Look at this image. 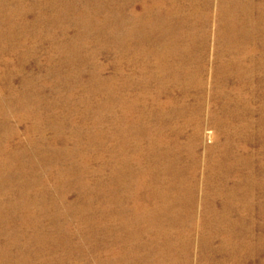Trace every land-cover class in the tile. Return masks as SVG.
Returning a JSON list of instances; mask_svg holds the SVG:
<instances>
[{"label":"bare ground","instance_id":"6f19581e","mask_svg":"<svg viewBox=\"0 0 264 264\" xmlns=\"http://www.w3.org/2000/svg\"><path fill=\"white\" fill-rule=\"evenodd\" d=\"M23 1L0 0V26L6 22L13 31L18 21L13 17L32 10L37 18L19 24L28 32L25 35L41 41L31 30L45 20L41 27L53 47L46 75L61 94L73 88L83 91L74 110L84 122L90 113L95 114L93 122L108 118L112 145L107 164L120 186L88 185L75 160L59 169L64 163H59L57 152L36 147L40 138L33 141L27 136L26 147L12 148L14 136L2 128L7 114L0 111V264H192L194 244L200 252L198 264H247L258 254L264 258V223L233 217L235 212L248 214L259 204L264 219V177L258 178L248 152L253 141H259L257 156L264 162V0H30L26 7ZM70 31H75L71 37ZM12 34L19 45L25 41ZM89 42L96 46L88 52ZM104 52L116 54L115 76L105 77L106 67L96 60ZM210 63L211 98L217 106L209 113L215 144L207 150L201 177L202 154L197 149L205 107L201 74ZM124 65L131 70L129 75L123 74ZM84 73L89 77L86 82ZM134 74L137 82H131ZM119 77L120 88L115 83ZM33 78L24 79L28 94L19 96L22 118L32 121L31 131L38 129L41 115L34 109L42 102ZM230 83L236 86L234 95L225 90ZM123 86L136 87L138 95L123 96ZM244 87L250 88L247 96L241 91ZM255 88L262 93L257 118L251 107ZM192 89L199 91L194 101ZM96 93L114 98L94 104L90 100ZM139 100L147 105L138 106ZM97 109L106 111V119L102 112L95 113ZM142 109L153 120L145 122L147 130L135 131L140 127L132 128L134 120L130 122L128 114L136 113L140 122L141 113L134 110ZM50 119L52 128L62 123ZM188 128L190 133L184 135ZM65 130L59 128L60 133ZM67 135L76 145L82 143L76 126L67 129ZM98 137L106 134L100 130L86 136L87 144ZM40 142L46 144L43 138ZM36 158L47 172L57 166L56 174L77 177L80 186L71 187L81 189L76 201L66 203L64 192L55 199L46 188L34 191L45 187ZM135 161L141 166L132 168ZM259 169L264 172V165ZM10 170L15 174L9 176ZM118 188L131 196L117 194ZM81 195L94 198L101 207L89 218L84 214L91 210L82 206ZM199 206L203 215L196 218ZM76 207V215L67 211ZM73 220L80 224L75 232L70 227Z\"/></svg>","mask_w":264,"mask_h":264},{"label":"rangeland","instance_id":"374dc122","mask_svg":"<svg viewBox=\"0 0 264 264\" xmlns=\"http://www.w3.org/2000/svg\"><path fill=\"white\" fill-rule=\"evenodd\" d=\"M72 1V0H68ZM28 2L30 0H24L22 3L23 7H26ZM13 4L11 3L10 6ZM20 5V7L22 8ZM51 16L50 13L47 14V16ZM46 16V17H47ZM21 18H16L15 16L13 19H17L18 21H15L14 23H17L14 25L13 31H9V27L11 24H7L6 22H2L0 26V99L3 100V105L0 107V111L5 112L7 116H3L5 120V127H2L3 130L7 128L8 132L11 131V134L13 137V140L10 142L12 148L18 147L24 148L27 146V136H29L31 139L39 140V143L36 147L39 148L41 151H54L57 152L59 155L58 160L60 162L64 163V166L59 167L65 168L66 166H70V161L75 160L77 163L78 168V174L82 175L83 179L86 180V183L90 186H96L99 184H105V186H113L119 187L120 185L115 182V176L112 175V172L114 171L111 167V163L107 164L109 160V148H111L112 142L110 138L108 137V130L111 129V125L108 122L107 113L105 110L97 109L98 112H95L98 114L99 112H102L105 119L100 122H93L92 118L94 117V113H90L87 117V120L84 122L82 117H79L76 114V111L74 110V105L77 103V101L84 97L83 91L73 88L70 92L66 94H61L58 91V88L54 87L55 82L53 81V78L46 75V62L48 54H50L53 51V47L51 42L49 41V38L46 36V29L44 27H41L42 22L45 20H41V22L34 27V30L32 31V34H38L36 37H41V41L35 40L33 37H30L27 34L28 32L21 29V26L19 23L24 20L26 24L32 23L36 17V14L34 11H28L23 14V16H20ZM30 30V28L28 29ZM17 35L18 38H24L25 41L22 42V44L19 45V42L12 33ZM23 32H25L23 34ZM75 31H70L69 37L73 36ZM35 36V35H34ZM96 46V43L85 44V50L88 52L90 49ZM30 50V52H34L32 55H27V51ZM26 52V53H25ZM25 53V54H24ZM208 53L210 55L214 54L213 47H210L208 50ZM115 53H107L104 52L100 54L96 60L104 65L106 69L103 72V75L105 77H111L115 76ZM88 62H90L88 60ZM91 64L89 66V72L87 74H91L92 67ZM125 66V65H124ZM20 67V68H19ZM121 67V66H120ZM87 70V69H86ZM123 74L129 75L131 73V70H129L128 66H125L123 68ZM214 71V64L210 63L207 64L206 70L201 74L202 79L204 80V93H203V100H204V112L202 115V125L200 128V143L199 147L197 148L199 153L202 154L201 156V167H200V176L202 177V174L205 173L204 168V159L207 155V150L210 147H213L215 144V138H214V125L211 122L210 118V111L214 108V104L212 103V86L214 84L212 72ZM30 75H33L34 78L32 79L34 83V89L36 90V93L38 98L42 100V102H38L37 105L40 107L39 109H34L38 115H41V121L38 125L37 130L31 131V120H24L22 118V100L19 101V96H25L28 91V83L24 80L25 78H29ZM131 82H137V75L134 74L131 76ZM89 79L88 76H83L82 82H86ZM23 81L26 83V87L23 85ZM122 80L121 77L117 79L115 82L116 85L120 88L122 86L121 84ZM79 83V82H78ZM83 89H85L82 86ZM25 88L20 89L21 87ZM115 85V86H116ZM236 89L235 84L230 83L226 86L225 90L230 95H234V91ZM248 89L250 88L244 87L241 91L242 93L247 96L248 95ZM43 90V91H42ZM138 89L136 87H130L127 89L126 86L122 87L121 94L124 96L126 94L128 95H135L139 93L137 91ZM15 91V92H13ZM119 91V90H118ZM239 91V92H241ZM13 92V93H12ZM18 92V93H16ZM20 92V93H19ZM236 92V91H235ZM254 92L256 93V98L253 101V104H251V107L253 110H255V118L258 117V112L256 111V108L261 105V91L259 88H255ZM199 93L198 90L192 89L190 98L191 101H194L195 95ZM108 96L110 99H113L114 96L112 94L103 96L100 93H96L92 96L90 102H93L94 104L100 103L101 101L108 99ZM127 96V95H126ZM125 96V97H126ZM177 96L180 98V96L177 94ZM149 97V96H147ZM150 98V97H149ZM163 100V99H161ZM27 101L26 99L24 100ZM149 102V101H148ZM143 103L141 100L138 102V106H143ZM68 105V106H63ZM147 105V104H146ZM37 106V107H38ZM150 106V105H148ZM81 109L83 108L82 105L79 106ZM217 108L215 106L214 110ZM76 110L78 108H75ZM113 113L116 115H119L123 118V114H119L118 109H114V107L110 108ZM117 112V113H116ZM134 112H140L141 115V121L137 122L135 120V117H137L136 113L128 114V119L130 122L134 120V124H132V128L140 127L136 130H147L144 129L146 126V123L148 120H153V115L149 114L146 109L142 110H134ZM51 116H53V119L56 120H62V123L60 125H56L54 128L50 126L52 124ZM74 125L79 130V137L81 138L82 143L80 145H76V143L68 139L67 135V129H70V127ZM152 125V124H151ZM180 125V124H179ZM66 128V130L62 133H60L59 128ZM30 129V131H27L26 129ZM102 130L103 133L106 134V137L101 139V137H98V139H95L92 142V145H88L86 141V136L91 134H98L99 131ZM190 128L186 129L184 135H187L190 133ZM27 131V132H26ZM107 132V133H106ZM258 132V131H253ZM55 136V138H54ZM146 137V136H144ZM42 138L46 140V144H42ZM184 141V139H182ZM235 143V142H233ZM260 149V142L259 141H253L251 147L248 149V152L252 154L251 163L255 166V168L258 169V178L264 177V172L259 169L261 166L264 165V162L260 161V158L257 156V152ZM105 150V151H104ZM48 152L46 155L47 157H51ZM98 155V156H97ZM35 162H38L40 164V169L38 173H40L44 180H45V187H36L35 190H38V193L41 192L40 189L46 188L47 191L50 192L52 197L55 199H58V196L64 192L63 198L66 203H72L76 201L77 198V192H81V189L76 190L72 189L73 187H79L80 183L76 181L77 177L73 174L69 175L68 173H61L56 174L57 172V166L51 167L49 169V172L45 171V167L40 163L41 160L36 158ZM138 161H135L134 164H132V168H136L138 166ZM203 163V164H202ZM9 176L12 174H15L14 170L7 171ZM40 175V176H41ZM128 178V176H126ZM264 179V178H263ZM43 180V181H44ZM202 183V179H201ZM61 185H64V190L60 189L59 187ZM72 187V188H71ZM117 194L123 195L124 197L131 196L128 192L126 194L121 188L117 189ZM130 192V191H129ZM259 190L254 191L256 195H258ZM35 192H32L34 194ZM133 193L134 192H130ZM200 193V192H199ZM31 194V195H32ZM81 204L82 206L88 207L87 211L91 210L89 214H84V217H88L91 213H93V210H98L99 205L97 204V201L94 200H88L85 196L81 195ZM201 193L198 194V199H200ZM49 197L48 199L52 198ZM108 199L109 198H103ZM102 199V200H103ZM259 204H255L252 206V210L248 214H242L241 212H235L233 214L234 218H246L247 222H252L254 224H262L264 223V219L262 217V210L258 207ZM76 208H70L67 209L68 212L71 214L76 215ZM66 211V210H65ZM105 212V210H100L99 213ZM98 213V214H99ZM199 213V214H198ZM202 211L200 206L198 207V210H196V218H200ZM203 215V213H202ZM250 217V218H249ZM89 218V217H88ZM233 218V219H234ZM46 224L47 222L44 221ZM49 224V223H48ZM110 225H115L116 222H110ZM50 225V224H49ZM80 226L79 222H75V220L71 221L70 227L73 232L77 231L78 227ZM96 226V225H95ZM63 227L65 229V224L63 223ZM193 239H197V234L193 233ZM72 240V239H71ZM219 244V240H215L214 246H217ZM197 244H194V247H192V253H191V262L192 264H198L199 261V249L196 247ZM218 258L221 254H218ZM263 256L261 254L255 255L253 258H251L247 264H261L263 260ZM79 263V262H75Z\"/></svg>","mask_w":264,"mask_h":264}]
</instances>
